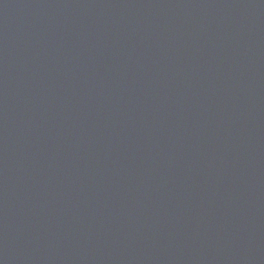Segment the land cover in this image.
<instances>
[{"label": "water", "instance_id": "95a60500", "mask_svg": "<svg viewBox=\"0 0 264 264\" xmlns=\"http://www.w3.org/2000/svg\"><path fill=\"white\" fill-rule=\"evenodd\" d=\"M0 264H264V0H0Z\"/></svg>", "mask_w": 264, "mask_h": 264}]
</instances>
